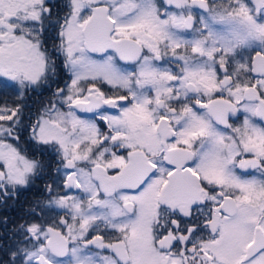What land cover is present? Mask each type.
<instances>
[{
    "label": "snow or ice",
    "instance_id": "6c2138e0",
    "mask_svg": "<svg viewBox=\"0 0 264 264\" xmlns=\"http://www.w3.org/2000/svg\"><path fill=\"white\" fill-rule=\"evenodd\" d=\"M45 177L0 264H264V0H0V205Z\"/></svg>",
    "mask_w": 264,
    "mask_h": 264
},
{
    "label": "trees",
    "instance_id": "16d2710c",
    "mask_svg": "<svg viewBox=\"0 0 264 264\" xmlns=\"http://www.w3.org/2000/svg\"><path fill=\"white\" fill-rule=\"evenodd\" d=\"M42 98V97H41ZM41 98L40 96L38 97H34V96H31V100H29L28 102H30L29 104L30 105H33L35 104V106L37 105L38 106V101H41ZM38 103V104H37ZM45 160H47V156H45ZM48 181V180H47ZM44 184L43 183V179L42 180H37L35 183H33L32 187H36L37 185V188L36 190H29V191H26V192H23L21 194V197L19 200L17 201H11L10 203H8L6 205V209L3 210V208L1 207L0 205V218H3L4 216H7V215H12L8 218V225H7V230L10 231L11 228L14 227L15 225V212H16V208L18 207V202H21V208H22V215L21 217L25 216L27 214V210L28 208L31 206V204L33 203V197L35 195V193H37V197H40L39 199H43V196H42V190L44 188ZM3 232V229H2V225H0V236Z\"/></svg>",
    "mask_w": 264,
    "mask_h": 264
},
{
    "label": "flooded vegetation",
    "instance_id": "af4514ba",
    "mask_svg": "<svg viewBox=\"0 0 264 264\" xmlns=\"http://www.w3.org/2000/svg\"><path fill=\"white\" fill-rule=\"evenodd\" d=\"M47 180H48V177H45V179H43V183L48 182ZM35 182H36V181H35ZM35 182H34V183H35ZM37 186H38V185H37ZM37 186L31 188V190H32V191H33V190H36ZM35 195H37V193H35ZM35 195H34V197H33V202L40 198V197H37V196H35ZM20 197H21V195H20ZM20 197H19V199H20ZM10 202H11V201H9L8 203H10ZM1 207L3 208V210L6 209V205H1ZM21 215H22L21 202H18V207L16 208V212H15V214H14V216H15V224H17V223L20 222ZM10 216H12V215H7V216H4V217H7V219H8ZM2 229H3V232H2V234H1V236H2L5 232H10V231L7 230V227L5 228L3 225H2ZM11 229H12V228H11Z\"/></svg>",
    "mask_w": 264,
    "mask_h": 264
},
{
    "label": "rangeland",
    "instance_id": "374dc122",
    "mask_svg": "<svg viewBox=\"0 0 264 264\" xmlns=\"http://www.w3.org/2000/svg\"><path fill=\"white\" fill-rule=\"evenodd\" d=\"M63 79V78H62ZM49 93L48 92H44L42 95H40V98H41V100H46L48 97H49ZM32 96H34V97H37V95H35V94H32ZM28 103H30V102H28ZM38 103H39V101H38ZM37 103V104H38ZM39 105V104H38ZM37 106V105H36ZM35 110V107H33V111Z\"/></svg>",
    "mask_w": 264,
    "mask_h": 264
}]
</instances>
